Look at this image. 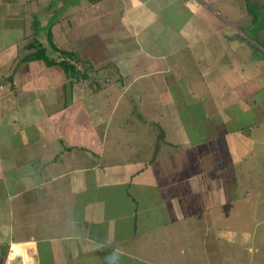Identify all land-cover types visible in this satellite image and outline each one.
<instances>
[{
  "label": "crops",
  "instance_id": "obj_1",
  "mask_svg": "<svg viewBox=\"0 0 264 264\" xmlns=\"http://www.w3.org/2000/svg\"><path fill=\"white\" fill-rule=\"evenodd\" d=\"M263 11L0 0V264H264ZM46 34L85 81L31 57Z\"/></svg>",
  "mask_w": 264,
  "mask_h": 264
},
{
  "label": "trees",
  "instance_id": "obj_2",
  "mask_svg": "<svg viewBox=\"0 0 264 264\" xmlns=\"http://www.w3.org/2000/svg\"><path fill=\"white\" fill-rule=\"evenodd\" d=\"M94 1H98V0H94ZM45 40H46V44L49 47V49L54 53H58L60 57L58 61L48 60L44 55V52H43L44 50L43 49L41 50L38 46H36V44H35L36 51H35V54L31 56L32 58L41 59L47 66H54L57 68L59 67L62 70V73L64 74V76L69 79H74L75 81H85L87 79L85 75L78 73L75 70V67L73 65L77 64L78 60L72 53H68V52L56 49L55 46H53L51 43L49 34H46ZM32 45L30 44V47H34V43Z\"/></svg>",
  "mask_w": 264,
  "mask_h": 264
},
{
  "label": "rangeland",
  "instance_id": "obj_3",
  "mask_svg": "<svg viewBox=\"0 0 264 264\" xmlns=\"http://www.w3.org/2000/svg\"><path fill=\"white\" fill-rule=\"evenodd\" d=\"M247 8H250L251 10H252V12H253V14L255 15V12H254V10H255V6H251V5H247ZM117 9V7H115V6H113V7H111V11H108V10H105L104 12V19L102 20V23H103V28L105 29V28H107V24H110L112 21H114V20H116L117 18H118V15H120V10H118L117 9V11H115ZM250 9H249V11H250ZM251 12V11H250ZM110 15V16H109ZM260 15L262 16V15H264V11L263 12H261L260 13ZM109 16V17H108ZM121 16V15H120ZM108 17V18H107ZM122 17V16H121ZM115 23L116 24H114V26H115V28H116V32L119 30V28H118V26H116L117 25V23H118V19L115 21ZM258 23H260L262 26H264V18L262 19V21H258ZM88 28V27H87ZM86 28V29H87ZM240 28V27H239ZM238 28V29H239ZM241 29H243V31H245V29L246 28H244V27H242ZM79 30H82V28H80ZM93 30H91V36L89 37V36H87V37H85V39H84V41L82 42V44H87L89 41H90V39L92 38V34H93V32H92ZM99 34V33H98ZM98 34H96V36L94 37V39H93V42L92 41H90L91 43H92V45L94 44L95 46L99 43L98 42V40H99V38H98ZM245 34V33H244ZM120 42H119V40L117 41H115V40H113V39H110L108 42H107V45H109V47H111V49H112V51L110 50V49H108L111 53H112V56H118V52H119V48H120ZM93 49V51L95 50L94 48H92ZM95 52H97V51H95ZM106 52L104 51V54H105ZM111 65H113V63L111 62L108 66L109 67H111L112 68V66ZM106 76H109V77H111L112 75H106ZM114 76V75H113ZM112 76V77H113ZM102 82H99V84H101ZM81 119H82V116H81ZM111 125H113V122L111 123ZM110 125V126H111ZM101 129V128H100ZM99 129V130H100ZM101 254V253H100ZM101 262H102V264H113L112 262H114V261H120V259H116V258H119V257H116V256H112V258H114V259H116V260H113L112 261V259H108V260H106V258L105 257H103V254H101ZM173 258H177V260L179 259L180 260V258H179V256H175L174 255V257ZM98 264V263H97Z\"/></svg>",
  "mask_w": 264,
  "mask_h": 264
},
{
  "label": "built area",
  "instance_id": "obj_4",
  "mask_svg": "<svg viewBox=\"0 0 264 264\" xmlns=\"http://www.w3.org/2000/svg\"><path fill=\"white\" fill-rule=\"evenodd\" d=\"M22 250H25L28 253L27 257L21 255ZM5 264H35L36 259L33 255L32 248L30 249L28 246L23 247L21 249L8 247L5 254Z\"/></svg>",
  "mask_w": 264,
  "mask_h": 264
}]
</instances>
